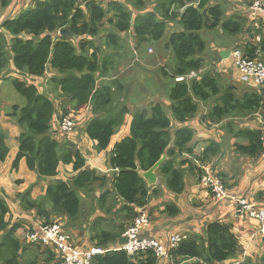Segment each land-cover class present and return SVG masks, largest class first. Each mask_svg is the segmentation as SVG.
Returning a JSON list of instances; mask_svg holds the SVG:
<instances>
[{
  "label": "trees",
  "instance_id": "obj_1",
  "mask_svg": "<svg viewBox=\"0 0 264 264\" xmlns=\"http://www.w3.org/2000/svg\"><path fill=\"white\" fill-rule=\"evenodd\" d=\"M134 1L133 14L125 0H32L29 10L18 17L5 18L0 24V73L6 66L14 70L13 87L25 99V104L14 106L16 111L10 114L22 129L17 137L18 150L12 167L17 168L18 162L24 159L27 168L41 178L55 177L60 163L71 164L72 169L78 171L71 182L55 180L49 184L44 199L30 201L27 192L22 196L25 208H36L45 220L50 214L46 210V200L51 204L52 214L64 215L70 220L76 217L80 207L78 190L99 179L94 171L85 167V159L72 142L59 143L52 138L53 128L58 129L54 114L56 117L58 114L74 117L73 113L87 107L92 117L84 131L96 142L97 149L104 150L114 128L122 124L128 112L124 105L119 106L116 102L113 91L116 81L97 80L112 70L110 64L114 59L110 55L99 59L100 48L89 38L98 35L107 24L113 31L105 34L104 47H118L119 33L126 32L135 38L138 48L148 40H162L167 25L174 22L178 25L164 42V47L170 49L174 58L173 82L168 91L170 116L159 102L151 104L147 110H135L131 114L129 135L117 141L110 151L109 165L118 170L112 181V193L123 201V205L118 208L119 223H113L92 237L95 245L102 248L119 237L130 224L136 214L131 205H144L148 187L139 171L149 169L163 153L167 159L157 170L165 177L168 188L180 191L181 173L172 166L171 157L190 150L187 144L192 131L182 124L195 114L196 100L216 96L222 106L218 104L211 114L217 118L234 107H228L227 102L231 99L234 105L247 111L261 106L256 95L248 94L239 100L231 91L221 92L212 75L204 74L188 81L173 80L202 68L200 54L204 41L199 34L202 28L220 26L225 32L237 34L243 29V19L222 20L221 7L218 4L206 6L208 0H154L152 9L146 11L142 8L143 0ZM6 2L0 0L1 5ZM63 28L68 29L71 36L59 35ZM258 50L264 54V34L256 44L245 46V53L251 58L256 57ZM47 66L58 73L50 78L52 95L56 93L54 90L58 91V108L45 88ZM175 123L181 126L172 130ZM5 137L0 129V161H4L8 153ZM249 137L251 140L244 149L254 154L260 148L259 133L249 132ZM8 213V205L0 197L1 264L53 262L55 251L51 247L19 242L13 234L15 227H8ZM236 251L237 239L230 226L212 222L207 226L204 241L182 240L173 253L175 257L195 259L187 264H221ZM157 261L151 252L128 256L122 250L107 248L103 254L94 256L92 264H156Z\"/></svg>",
  "mask_w": 264,
  "mask_h": 264
},
{
  "label": "crops",
  "instance_id": "obj_2",
  "mask_svg": "<svg viewBox=\"0 0 264 264\" xmlns=\"http://www.w3.org/2000/svg\"><path fill=\"white\" fill-rule=\"evenodd\" d=\"M251 2L252 0L207 1L206 6L218 4L221 7L222 20H226V18L233 15V18L243 19L244 26L240 33L234 34L228 44L214 47L216 52L219 53L218 58H208L210 59L208 63H206L207 60L203 61V66L197 71V76L195 77L199 78L204 74L214 76L221 92L224 90L231 91L234 97L239 100L248 94L259 97L260 92V89L252 83L247 84L240 80L239 72L232 58V52L235 49L239 48L246 54L245 46L247 44H256L255 38L259 36L260 40L264 34V17L261 15L254 16L250 9ZM31 4L32 0H7L5 5L0 3V24L5 18L15 17L24 10H29L32 7ZM255 23L258 24L257 27ZM177 27V23L174 22L169 24V26L167 25L166 31L170 34ZM216 28L219 34H222L220 26ZM105 34L106 32L102 29L98 35L89 39L100 48L105 43ZM119 36L120 45L118 47L111 49L107 48L109 46H103L102 56H100V51L98 53L99 59L105 53L111 52L109 55H114L112 57L114 60L110 64L112 70L105 73L101 80L110 79L116 81L115 89L113 87L116 100L119 92L125 95V97L123 96L125 102L122 105L126 107L128 112L122 123L123 126L118 131L129 129L132 112L135 110H147L153 103H161L168 116L171 113L170 100L168 99V91L171 86L161 90V93L157 90L159 88L152 87L150 90L149 87H141V77H146L149 71H155V69L163 67L164 70L161 72L167 74L164 58L159 56L146 60V57L143 56L141 59L139 55L141 51H144V48H134L133 42L126 32L119 33ZM167 37H163V43ZM148 49L151 52L147 50L145 53L153 55L152 49ZM169 51L170 49H166L167 53ZM221 51H228V56L221 58ZM256 56L264 60V54L259 50ZM138 61L140 63L136 65L135 63ZM134 64L136 68H133ZM172 73L173 71L170 75ZM45 75L47 76L45 88L48 91L50 78L58 76V73L47 66ZM54 91L56 93L53 95L51 91H48V93L53 97L58 108L57 105L60 99L57 97L58 91ZM120 99L123 100L122 98ZM196 101L197 110L195 114L182 124V126H187L192 131V137L187 144V148L190 150H184L171 157L173 158L172 166L181 173V182L178 185L180 191L178 189L173 191L168 188L165 177L156 170V183L153 185L146 183L148 194L144 205H131L136 213L142 210L148 215V224L141 231V235L157 238L165 245L168 244L170 235L174 233L180 234L182 240L195 239L202 242L206 238V229L209 223L220 222L229 225L231 232L237 239L235 255L224 260L221 264H237L245 261L251 264H264V238L256 233L258 221L247 214H237L234 209V203L230 199L214 200L208 188L200 181V167L198 165V163L205 165L213 173L217 174L230 194L246 199L255 209L263 208L264 151L261 148V144L258 152L254 154L246 152L244 147L251 140L249 132L259 133L260 141L259 117L264 113V109L260 106L256 110L247 111L238 104L234 105V100L231 99L228 100L227 104L229 106H227L230 108L231 106L234 107L229 109L228 113L223 117L217 118L211 114L214 107L218 104L222 106V102L217 100L216 96L207 100ZM3 114L8 119L7 123H16L15 117L11 116V113L4 111ZM73 115L75 128L72 134L68 137L59 128L57 130L53 128L52 138L59 143L70 141L76 145V148L80 150L85 159V167L94 171L95 176L99 179L78 190L80 207L76 217L71 220L64 215L52 214L50 212L51 204L47 200L46 210L50 213L49 218L52 219L51 221L58 222L68 233L70 244L76 249L85 250L96 246L95 241L92 239L94 235L102 229H108L113 223H119L120 221L118 208L123 205V201L112 193V181L118 170L110 167L109 157L113 145L123 136L120 135L110 148L99 150L96 148V142L90 139L84 131L85 125L92 117L91 111L86 107L73 113ZM54 121L56 125L55 114ZM178 126L181 125L175 123L172 130ZM0 129L5 133V144L8 147V153L4 161H0V197L8 205V227H15L14 236L20 243L26 244V232L45 222L41 221L45 217L39 215L36 208H25L22 196L27 192V197L31 201L44 199L45 189L49 184L54 183L55 180L71 182L78 171H74L71 164L60 163L55 177L41 178L34 171L27 168L24 159L18 162L17 168H13L12 162L18 150L17 137L22 129L15 125L14 128L6 130L2 126L1 121ZM84 203L89 205L85 207L84 213H86V216H83V219L88 221L85 227L81 228L79 223H75L77 221L75 219L80 211L81 213L83 212ZM80 217L79 215L78 218ZM106 224L108 226H104ZM120 237L121 235L109 241L106 246L104 244V247L108 249L120 247ZM57 255L55 252L54 261L47 264H57L59 256ZM2 260L0 258V264ZM194 260L177 256L170 262L158 259L156 264H187L192 263Z\"/></svg>",
  "mask_w": 264,
  "mask_h": 264
},
{
  "label": "built area",
  "instance_id": "obj_3",
  "mask_svg": "<svg viewBox=\"0 0 264 264\" xmlns=\"http://www.w3.org/2000/svg\"><path fill=\"white\" fill-rule=\"evenodd\" d=\"M250 9L254 16L261 15L264 17V0H252ZM255 25L258 26L257 23ZM255 40L258 42L259 36ZM232 58L239 72L240 80L247 84L252 83L260 89V104L264 109V60L257 56L254 58L248 57L239 49L232 52ZM196 76L197 72L192 71L186 75L176 76L174 80L177 82L188 81ZM56 123L59 130L68 137L74 131L75 119L72 115L59 116L58 114ZM259 124L260 144L264 151V113L259 117ZM198 165L200 167V181L208 188L211 197L214 200L230 199L234 203L237 214H247L255 218L258 221L256 233L264 238V207L255 209L246 199L230 194L217 174L205 165L200 163ZM148 221L146 212L142 210L137 212L121 234L125 237V242L116 249L124 251L128 256L151 252L159 260L173 261L175 258L173 251L182 242L181 235L178 233L170 235L167 245L157 238L142 236L141 231L148 224ZM69 237L68 233L56 221L40 224L25 234L27 242L53 248L56 254L59 255H57V264H92L95 255L103 254L106 251V249L99 246H92L85 250L76 249L70 244Z\"/></svg>",
  "mask_w": 264,
  "mask_h": 264
},
{
  "label": "rangeland",
  "instance_id": "obj_4",
  "mask_svg": "<svg viewBox=\"0 0 264 264\" xmlns=\"http://www.w3.org/2000/svg\"><path fill=\"white\" fill-rule=\"evenodd\" d=\"M128 3V7L132 10L133 14L135 13V1L134 0H125ZM144 2V8L143 10H147L149 8L152 9V7L155 4L154 0H143ZM25 11V10H24ZM23 11V12H24ZM21 12V13H23ZM20 13V14H21ZM20 14H18L15 17H18ZM233 18V15L226 18L230 19ZM234 19V18H233ZM169 26V25H168ZM103 31H105L107 33V31H113V28L111 26H108L107 24H105V26L102 28ZM102 31V30H101ZM222 34H219L217 28H202L199 31V34L201 36V38L204 41V49L201 52L200 56L203 58V61L205 62L207 60L206 63H208L210 61V59L208 58H218L219 53L216 52V49L214 47H219L222 45H226L228 44L229 40L233 38L234 34L233 33H228L225 32L223 30H221ZM129 34V37L131 38L132 42H133V47L135 48L136 46L135 44V38L133 39V36ZM168 32H165V37L168 36ZM9 39V38H8ZM249 43V42H248ZM103 45V44H102ZM104 46V45H103ZM103 46L100 47V56H102V51H103ZM144 48V51L140 52L139 57L142 59L143 56L146 57L147 59L150 58H154V57H159L162 56L164 58V64H166V71L167 74H164L163 71L164 68L160 67L158 69L149 71L146 75V77L142 76L141 77V87H145V88H159L157 89L160 93L161 90H165L168 87H170L172 85V78L170 73L173 71V66H174V59H173V55L171 53V51H169V53L166 52V48L164 47V43L162 42V40L160 41H156V40H148L146 43L143 44L142 46ZM107 48H115V47H107ZM148 48H151L153 51V55H147L145 53V51L148 50ZM238 48V47H237ZM239 49V48H238ZM136 50V49H135ZM117 53V52H116ZM111 54V52L109 53H105V55H109ZM104 55V56H105ZM165 56V57H164ZM110 57H114V55L110 56ZM138 63H140L139 61L136 62L135 64L137 65ZM134 64L133 68H136V65ZM102 75V74H101ZM16 78V73L14 72V70H12L9 66H6L5 68L2 69L1 73H0V121L2 123V126L8 130L9 128H14L15 125H17L15 122L12 123H7L8 119H6L4 116V111L7 113H12L14 111H16V109H14V106L17 107H22L25 104V99L24 97H22L18 92H16V90L13 87L12 84V80ZM98 81H101L100 77H98L97 79ZM110 80V79H108ZM52 83H49L48 86V91H52L53 86L51 85ZM119 92V95L117 96V100L116 102L118 103L119 106H121L124 102H125V95L121 94ZM124 96V97H123ZM120 98H122L123 100H121ZM123 123V122H122ZM14 125V126H13ZM123 125H119L116 126L114 128L113 131V135L110 139V143L108 145V148H110L111 145L114 144V142L116 141V139L122 135L123 137H126L129 135L130 131L129 129H121L118 131V129H120ZM127 126V125H126ZM130 128V125H129ZM125 132V133H124ZM124 133V134H123ZM122 137V138H123ZM121 138V139H122ZM76 146V145H75ZM28 200H30L28 198ZM31 201V200H30ZM89 205H86L85 203L83 204V212L81 213V211L79 212L77 218L79 217V215L81 216L80 218H76L75 220H77L75 223H79L80 227L82 228L83 226L85 227L86 222L88 221L87 219H83V216H86V213H84L85 211V207H88ZM52 219L48 218L45 220L41 219V221H51ZM52 222V221H51ZM104 226H108L107 224ZM85 229V228H84Z\"/></svg>",
  "mask_w": 264,
  "mask_h": 264
},
{
  "label": "water",
  "instance_id": "obj_5",
  "mask_svg": "<svg viewBox=\"0 0 264 264\" xmlns=\"http://www.w3.org/2000/svg\"><path fill=\"white\" fill-rule=\"evenodd\" d=\"M59 35L61 36H71V33L68 31V29L63 28L59 30ZM228 56V51H221L220 52V57L221 58H226ZM166 160V154L163 153L161 157L147 170L144 171H139L140 175L142 178L146 181L148 185H153L157 181V175H156V170L160 166V164ZM125 242V237L121 236L119 239V244L122 245Z\"/></svg>",
  "mask_w": 264,
  "mask_h": 264
}]
</instances>
